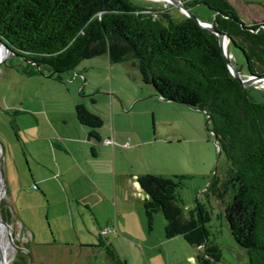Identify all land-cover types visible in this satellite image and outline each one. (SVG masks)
<instances>
[{"label":"rangeland","instance_id":"rangeland-1","mask_svg":"<svg viewBox=\"0 0 264 264\" xmlns=\"http://www.w3.org/2000/svg\"><path fill=\"white\" fill-rule=\"evenodd\" d=\"M230 1L247 23L264 20V0ZM159 2L175 19L188 15L169 0ZM187 8L199 21L212 22L214 13L205 4ZM227 54L245 74L242 53L230 47ZM108 59H82L74 70H82L85 80L73 79L74 70L60 80L46 71L26 73L28 63L13 53L0 62V218L13 243L8 239L7 264H195L199 247L180 235L166 237L161 212L148 226L145 193L133 176L145 173L185 175L182 210L188 213L196 201L209 210V237L221 251L218 264H246L221 203L206 189L227 168L206 114L162 100L141 80L135 63ZM252 84L251 95L264 102V79ZM82 103L103 121L97 130L101 142L88 139V127L76 120L74 106ZM112 127L120 145L104 142ZM80 130L85 142L73 140L64 148L62 139ZM124 141L128 146H121Z\"/></svg>","mask_w":264,"mask_h":264},{"label":"trees","instance_id":"trees-1","mask_svg":"<svg viewBox=\"0 0 264 264\" xmlns=\"http://www.w3.org/2000/svg\"><path fill=\"white\" fill-rule=\"evenodd\" d=\"M203 3L216 29L243 56L245 74L264 75V20L247 23L230 0ZM0 39L27 63L26 73H51L59 80L84 58L107 54L110 62H133L144 83L162 100L202 110L227 168L207 190L221 203L229 231L245 249L246 264H264V102L230 72L218 37L189 16L175 19L167 8L133 0H0ZM236 68V67H235ZM264 96V94H262ZM77 121L98 139L100 116L75 104ZM185 175L140 174L148 226L161 212L166 237L180 235L199 247L195 264H218L219 246L209 237L206 206L182 210ZM108 253L112 251L106 248Z\"/></svg>","mask_w":264,"mask_h":264},{"label":"water","instance_id":"water-1","mask_svg":"<svg viewBox=\"0 0 264 264\" xmlns=\"http://www.w3.org/2000/svg\"><path fill=\"white\" fill-rule=\"evenodd\" d=\"M169 1L172 2L173 4L179 6L184 12H186V13L188 14L187 16L194 18L196 21H198V23H199L202 27L208 29V30L211 31V32H214V33L217 35V37H218V44H219V46H220L222 56H223L224 60L226 61V64H227V66H228L230 72L232 73V75H233L237 80H239V81L242 83V85H244V86H248V85L251 84V83H254V82H256V81H259V80H263V79H264V75H262V76H253V75L246 74V75L244 76V75H242V74H241V73L235 68V66L231 63V61H230V59H229V56H228V54H227V52H226V49H225V47H224L225 40H226L227 43H228V41H229V37H228L226 34H224V33L220 32V31H218V30L216 29V27H215V25H214L213 22L207 23V22L199 21V20H198L193 14H191L190 12H188V8L185 7L184 4H183L180 0H169ZM0 45L6 50V54H10V53H12V50L10 49V47L6 44V42H4V41L1 40V39H0ZM3 58H4V57H0V62H1V60H3ZM47 75L50 76L51 73H48ZM1 147H2V146H1ZM1 149H2V152H3V148H1ZM2 162H3V159L1 158V163H2ZM0 221H1L3 224L6 225V223H5L4 221H2L1 218H0ZM6 226H7V225H6ZM9 239H10V242H11V236L9 237ZM11 244L13 245V243H11Z\"/></svg>","mask_w":264,"mask_h":264},{"label":"crops","instance_id":"crops-1","mask_svg":"<svg viewBox=\"0 0 264 264\" xmlns=\"http://www.w3.org/2000/svg\"><path fill=\"white\" fill-rule=\"evenodd\" d=\"M153 2H155V4L154 5H152V6H149V7H152V8H158V7H160L162 4L159 2V0H152ZM146 7V6H145ZM148 7V6H147ZM169 7V6H168ZM108 61H109V63H111L110 62V60L108 59ZM112 65V64H111ZM110 65V66H111ZM77 76H80V77H82L83 79L82 80H85V77H86V75L83 73V71L82 70H78V69H76V70H74V72H73V75L71 76L73 79H75V77H77ZM69 78V77H68ZM69 79H71V78H69ZM72 80V79H71ZM110 89H111V86H110ZM83 104V103H82ZM84 105V104H83ZM88 109V108H87ZM89 110V109H88ZM89 111H92V110H89ZM93 112V111H92ZM95 113V112H94ZM110 114H111V117H112V121H113V116H114V110H110ZM77 120V119H76ZM72 123V125H73V121L71 122ZM79 123V122H78ZM113 123V122H112ZM80 124V123H79ZM81 126H83L84 128H86L84 125H82V124H80ZM81 131V135H78V136H70V137H65V138H63L62 139V142H63V146H64V148H66V149H69V143L70 142H72L73 140H77V141H80V142H85V138H84V132L82 131V130H80ZM115 130H114V128L112 127V137H113V139H112V137H105V140H107V139H112V140H114L115 139ZM97 136H98V139H96L97 140V142H101L102 141V138H101V134L100 133H98L97 132ZM87 138L89 139L90 138V135H89V130H88V133H87ZM104 140V141H105ZM115 141V140H114ZM118 141V140H117ZM120 141H122V140H120ZM98 144H100V143H98ZM91 148H92V151L94 152L95 151V147H94V143H92V146H91ZM140 174H133V176L135 177V179H137V177L139 176ZM138 184V183H137ZM86 244H84L83 246H85Z\"/></svg>","mask_w":264,"mask_h":264},{"label":"bare ground","instance_id":"bare-ground-1","mask_svg":"<svg viewBox=\"0 0 264 264\" xmlns=\"http://www.w3.org/2000/svg\"><path fill=\"white\" fill-rule=\"evenodd\" d=\"M224 47L227 50L226 40ZM4 52L5 54L2 55ZM1 55L2 57L6 56V50L0 45V57ZM1 192H3L2 189ZM8 237H10V234L8 232V227L0 221V264H7V254H8V246H9Z\"/></svg>","mask_w":264,"mask_h":264},{"label":"built area","instance_id":"built-area-1","mask_svg":"<svg viewBox=\"0 0 264 264\" xmlns=\"http://www.w3.org/2000/svg\"><path fill=\"white\" fill-rule=\"evenodd\" d=\"M160 7L167 8L168 5H167V4H163V5H161ZM104 142H105V143H111V144H113V145H120V144H118L116 141H114V140H112V139H107V140H105ZM121 146H125V147L128 146V142H127V141L122 142V143H121Z\"/></svg>","mask_w":264,"mask_h":264},{"label":"flooded vegetation","instance_id":"flooded-vegetation-1","mask_svg":"<svg viewBox=\"0 0 264 264\" xmlns=\"http://www.w3.org/2000/svg\"><path fill=\"white\" fill-rule=\"evenodd\" d=\"M2 191H3V188H2ZM0 197H1V194H0ZM10 240V239H9ZM11 243V242H10Z\"/></svg>","mask_w":264,"mask_h":264}]
</instances>
